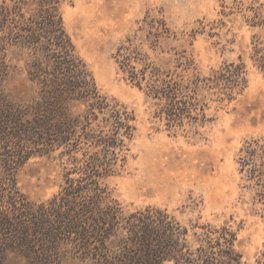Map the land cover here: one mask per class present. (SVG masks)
I'll list each match as a JSON object with an SVG mask.
<instances>
[{
  "label": "trees",
  "instance_id": "obj_1",
  "mask_svg": "<svg viewBox=\"0 0 264 264\" xmlns=\"http://www.w3.org/2000/svg\"><path fill=\"white\" fill-rule=\"evenodd\" d=\"M61 3L0 0V264L9 252L27 264H65L69 257L90 264H244L231 226L189 227L168 209H131L110 196L105 179L128 162L136 115L103 94L65 28ZM251 23L264 28L254 11ZM171 36L165 19L146 16L139 33L119 47V69L154 101V117L168 131L204 127L210 101L229 104L247 89L246 61L240 55L202 77L187 75L193 59L185 52L176 53L175 69L143 58L140 45L157 51ZM12 48L25 64L29 102H14L8 91ZM249 58L264 76V35L254 36ZM247 145L243 161L254 163L251 178L261 184L264 173L255 162L264 159V140ZM55 154L64 172L60 191L30 201L18 187V172L32 158Z\"/></svg>",
  "mask_w": 264,
  "mask_h": 264
},
{
  "label": "rangeland",
  "instance_id": "obj_2",
  "mask_svg": "<svg viewBox=\"0 0 264 264\" xmlns=\"http://www.w3.org/2000/svg\"><path fill=\"white\" fill-rule=\"evenodd\" d=\"M238 7L243 11L236 12ZM60 11L103 94L136 115L128 162L105 179L110 196L131 209H168L189 227L227 224L237 233L242 262L264 264V177L261 184L253 181L254 163L243 161L247 143L264 140V76L249 58L254 36L264 35V28L251 25L253 11L264 21V0H62ZM146 16L165 19L172 31L157 51L148 42L140 45L143 58L158 67L175 69L176 53L185 52L193 59L187 75L205 77L244 57L247 89L229 104L210 101V121L204 127L168 131L154 117V101L120 71L119 47L139 33ZM7 55L14 70L8 83L11 99L29 102L33 91L22 72L25 64L13 48ZM255 164L264 173V159ZM63 175L57 154L35 157L18 172V187L40 203L60 191ZM7 255V264H27L18 253ZM65 264L90 263L69 257Z\"/></svg>",
  "mask_w": 264,
  "mask_h": 264
}]
</instances>
